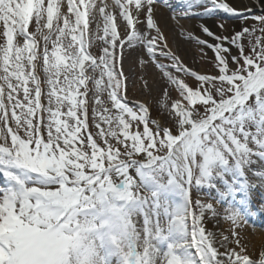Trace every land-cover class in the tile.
Segmentation results:
<instances>
[{"label": "snow or ice", "instance_id": "snow-or-ice-1", "mask_svg": "<svg viewBox=\"0 0 264 264\" xmlns=\"http://www.w3.org/2000/svg\"><path fill=\"white\" fill-rule=\"evenodd\" d=\"M176 3L0 0V264H264V14Z\"/></svg>", "mask_w": 264, "mask_h": 264}, {"label": "bare ground", "instance_id": "bare-ground-1", "mask_svg": "<svg viewBox=\"0 0 264 264\" xmlns=\"http://www.w3.org/2000/svg\"><path fill=\"white\" fill-rule=\"evenodd\" d=\"M172 3L174 4V6L179 7V5L176 3V0H172ZM229 3L232 4V6L236 7L237 9H241V10L247 8L262 9L260 4L264 3V0H260V3H258L257 0H229ZM208 25L209 27L212 28V30L216 28L214 21L208 20ZM228 25L231 26L236 24L231 23ZM196 31L197 34L202 35L201 33H199L198 29ZM206 39H210V38H206ZM181 42L183 43V41ZM184 47L186 49V58L191 61L193 58L196 57V53L194 51L195 49L193 48L192 44H185ZM252 177L254 181L258 182L257 177L255 176ZM262 192H264V189H261L259 187L254 189L252 192V201L256 202L260 200L259 196ZM209 226L211 227V225ZM243 231L245 236L247 237L249 253L253 256V258H259L260 252L264 250V219L261 218V213L258 216L249 217V223Z\"/></svg>", "mask_w": 264, "mask_h": 264}, {"label": "rangeland", "instance_id": "rangeland-1", "mask_svg": "<svg viewBox=\"0 0 264 264\" xmlns=\"http://www.w3.org/2000/svg\"><path fill=\"white\" fill-rule=\"evenodd\" d=\"M253 9V11H254V13L255 14H257V15H259L260 13H258V12H255V11H258V10H261V9H256V8H252ZM224 19H226L227 21H228V24H231V23H233V24H238L239 23V21L238 20H236L234 17H231V16H225L224 14H220ZM210 21H213L212 19H209ZM248 23L249 24H251L252 23V21L251 20H249L248 21ZM231 29H229V31H230ZM213 31H215L217 34H223V35H228L229 34V32H222V30H220L219 28H215V29H213ZM203 38H207V37H203ZM192 46H193V48L195 49L194 51H195V53H196V56L198 55V51H197V46L195 45V44H192ZM209 55L211 56V52H209ZM190 61V60H189ZM200 66L199 67H201L202 69H204V70H210L211 69V65H208V64H205L203 61H201L200 62V64H199ZM125 67L127 68L128 67V65H127V63L125 64ZM132 98H134V99H141V100H144V99H147V96L144 94V92L142 91V88H141V85H137V89H136V94H135V96L134 97H132ZM254 168H255V170H257V171H260V170H264V161H258V163L254 166ZM251 175V174H250ZM252 179H253V177H252ZM254 180V179H253ZM262 197H264V192H262L261 194H260V196H259V198H260V200L262 199ZM260 200H258V201H252V204H251V206H253L252 208L254 209V210H259V207L258 206H260V203H261V201ZM260 213H261V218H263L264 219V213L263 212H258V215H260ZM258 215H256V216H258Z\"/></svg>", "mask_w": 264, "mask_h": 264}, {"label": "water", "instance_id": "water-1", "mask_svg": "<svg viewBox=\"0 0 264 264\" xmlns=\"http://www.w3.org/2000/svg\"><path fill=\"white\" fill-rule=\"evenodd\" d=\"M255 12H258V13H260V14H264V10H258V11H255Z\"/></svg>", "mask_w": 264, "mask_h": 264}]
</instances>
